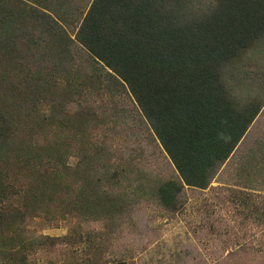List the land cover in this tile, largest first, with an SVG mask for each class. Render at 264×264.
I'll return each mask as SVG.
<instances>
[{
	"label": "trees",
	"instance_id": "1",
	"mask_svg": "<svg viewBox=\"0 0 264 264\" xmlns=\"http://www.w3.org/2000/svg\"><path fill=\"white\" fill-rule=\"evenodd\" d=\"M263 44L264 0H0V264H30L53 241L28 231L34 218L113 220L134 198L111 191L119 173L91 151L98 115L81 105L91 89L130 92L179 174L133 192L175 213L262 111V94L232 82Z\"/></svg>",
	"mask_w": 264,
	"mask_h": 264
},
{
	"label": "rangeland",
	"instance_id": "2",
	"mask_svg": "<svg viewBox=\"0 0 264 264\" xmlns=\"http://www.w3.org/2000/svg\"><path fill=\"white\" fill-rule=\"evenodd\" d=\"M76 47L77 66L86 74L85 68L90 65L88 54L80 45ZM249 54L240 74H234L238 83L232 82V88L246 85L252 91L244 89L240 94H262L260 99L264 101V44ZM253 58L256 60L252 61ZM91 90L94 94L81 102L98 115V127L88 134L91 151L101 152L113 164L112 171L119 173L120 181L111 191L118 195L133 193L130 197L134 198L128 199L126 209L116 213L113 220L109 216L96 220L73 214L54 225L44 217L34 218L28 231L36 237L54 239L35 248L29 257L30 264H198L199 259L208 260L210 244H225V236L217 230V235L211 232L217 225L222 230L225 224L212 221L214 213L223 216L231 207L242 211V200L254 198V194L250 197L242 189L247 185H259L264 193V105L210 186L186 187L175 205V213H171L150 191L142 195L133 192L140 187L148 190L157 182L178 180L179 175L134 98L123 89ZM79 108L75 104L73 111ZM78 160L72 156L70 163L77 164ZM129 174L135 178L130 185L124 178ZM106 188L111 189L109 185Z\"/></svg>",
	"mask_w": 264,
	"mask_h": 264
},
{
	"label": "crops",
	"instance_id": "3",
	"mask_svg": "<svg viewBox=\"0 0 264 264\" xmlns=\"http://www.w3.org/2000/svg\"><path fill=\"white\" fill-rule=\"evenodd\" d=\"M242 189L250 197L254 194V198L248 197L247 202L242 200L240 212L231 207L223 216L214 213L215 218L211 220L225 224L222 230L217 225L211 232L217 235L218 231L225 236V244H210L208 260L199 259L198 264L204 261L207 264H264V193L259 185L255 188L247 185Z\"/></svg>",
	"mask_w": 264,
	"mask_h": 264
}]
</instances>
